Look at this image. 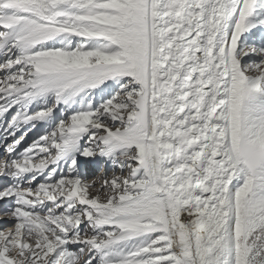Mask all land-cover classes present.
Segmentation results:
<instances>
[{"label": "snow or ice", "instance_id": "6c2138e0", "mask_svg": "<svg viewBox=\"0 0 264 264\" xmlns=\"http://www.w3.org/2000/svg\"><path fill=\"white\" fill-rule=\"evenodd\" d=\"M0 264H264V0H0Z\"/></svg>", "mask_w": 264, "mask_h": 264}, {"label": "bare ground", "instance_id": "6f19581e", "mask_svg": "<svg viewBox=\"0 0 264 264\" xmlns=\"http://www.w3.org/2000/svg\"><path fill=\"white\" fill-rule=\"evenodd\" d=\"M31 134V133H30ZM32 138V137H31ZM30 142V141H29Z\"/></svg>", "mask_w": 264, "mask_h": 264}]
</instances>
